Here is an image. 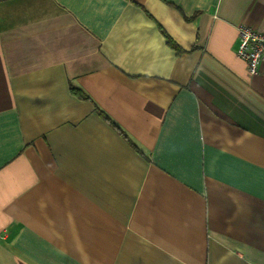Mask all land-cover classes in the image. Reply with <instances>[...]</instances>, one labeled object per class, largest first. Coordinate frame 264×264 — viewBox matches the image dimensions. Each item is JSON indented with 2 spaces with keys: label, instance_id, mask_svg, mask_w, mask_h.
I'll list each match as a JSON object with an SVG mask.
<instances>
[{
  "label": "crops",
  "instance_id": "crops-1",
  "mask_svg": "<svg viewBox=\"0 0 264 264\" xmlns=\"http://www.w3.org/2000/svg\"><path fill=\"white\" fill-rule=\"evenodd\" d=\"M264 0H0V264H264Z\"/></svg>",
  "mask_w": 264,
  "mask_h": 264
},
{
  "label": "built area",
  "instance_id": "built-area-1",
  "mask_svg": "<svg viewBox=\"0 0 264 264\" xmlns=\"http://www.w3.org/2000/svg\"><path fill=\"white\" fill-rule=\"evenodd\" d=\"M239 45L236 56L247 65L251 76L260 74V67L264 64V32H259L246 25L238 27Z\"/></svg>",
  "mask_w": 264,
  "mask_h": 264
}]
</instances>
